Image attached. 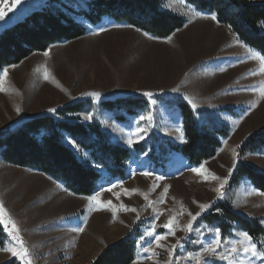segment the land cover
Returning a JSON list of instances; mask_svg holds the SVG:
<instances>
[{
	"label": "rangeland",
	"instance_id": "rangeland-1",
	"mask_svg": "<svg viewBox=\"0 0 264 264\" xmlns=\"http://www.w3.org/2000/svg\"><path fill=\"white\" fill-rule=\"evenodd\" d=\"M162 1L163 10L186 19L185 26L166 39L109 18L92 25L75 15V19L87 28L83 37L52 45L45 51L49 53L47 56L45 52H37L18 65L4 68L8 70V76L5 91L0 92V135L37 117L61 119L58 111L84 102L81 113L69 114L66 119L98 126L111 143L134 152L123 165V177H114L106 168L92 162L101 179L90 195L77 194L60 180L12 165L0 157V203L19 228L32 264H92L105 249L129 238L136 241L137 255L133 264H167L169 250L177 241L180 246L175 248L172 259L176 264H195L188 255L200 253L201 241L210 242L215 230L219 229L202 222V218L220 203H226L240 215L258 219L264 227V192L247 178L237 188L230 187L241 163L264 173V149L241 150L251 137L264 132V97L259 92L264 87V72L261 71L264 64L251 57L248 50L252 48L228 27L218 19H211L212 13L200 11L185 0ZM47 2L21 0L8 11L14 0H4L7 14L5 20L0 21V34L32 12L44 8ZM258 3L264 4V0H258ZM75 8L78 9L77 3ZM194 11L199 15H194ZM101 28L107 30L99 31ZM145 92H151L153 96L146 97ZM128 98L143 99L146 105L136 115L128 116L126 121L119 120L118 112L102 106L104 102ZM189 100L196 104L195 109ZM177 102L186 103L201 124L209 122L229 127V135L222 139L216 156L200 165L189 163L175 152L159 157L161 141L168 140L180 146L185 141ZM149 114L151 122L139 119ZM86 116L91 119H85ZM138 126L146 129L144 139L129 147L128 135ZM177 128L181 131L177 132ZM69 140L65 139L66 144L81 156V150L74 148ZM138 145H146L144 154L137 153ZM233 150L239 153V158L229 176ZM152 156H158L161 161L164 159L163 164H154ZM84 157L88 159L89 154L84 153ZM201 165L208 177L206 180L191 171ZM143 172L152 175L144 176ZM212 175L221 180L228 179L223 198H218L215 191L220 180H213ZM157 176L163 179L157 180ZM113 184L118 187L101 191ZM165 187L168 192L161 201ZM98 192L101 202L111 201L116 208L123 204L137 212L119 210L114 217L107 209L90 211L89 201L84 198ZM149 201L153 202L151 207ZM202 203H211L212 207L194 222V229L199 231H181L190 220L188 213L199 212L198 205ZM173 216L177 217L178 224L175 235H169L161 242V247H156L147 232L155 224L157 234H166L168 230L163 224ZM77 227L84 231L74 232ZM2 228L0 264L11 261L21 264L10 251L4 250L13 247L15 242L3 225ZM242 231L237 227L228 235L220 231L224 241L220 251H226L230 247L228 242L238 239ZM255 242L264 248V238ZM149 245L156 253L152 258H149L151 253L143 251ZM201 259L207 260L208 264H228V261L206 253ZM255 264H260L259 259Z\"/></svg>",
	"mask_w": 264,
	"mask_h": 264
},
{
	"label": "trees",
	"instance_id": "trees-1",
	"mask_svg": "<svg viewBox=\"0 0 264 264\" xmlns=\"http://www.w3.org/2000/svg\"><path fill=\"white\" fill-rule=\"evenodd\" d=\"M185 1L200 11L215 14L219 23L228 27L240 41L264 55V4H259L258 0ZM76 3L78 9L75 8ZM75 15L92 25L109 18L161 39L170 37L186 24L185 18L163 10L162 0H48L44 8L32 12L0 34V71L20 64L34 53L45 52L54 44L83 37L87 28L75 19ZM145 105V101L139 98L102 104L103 108L118 112L120 121L136 115ZM176 105L180 110L185 141L181 146L168 140L161 141L159 157L175 152L193 165L215 157L222 139L229 135V127L209 122L201 124L186 103L177 102ZM84 106V102H78L58 111L61 119L37 117L25 121L15 130L4 132L0 135V157L12 165L60 180L81 195H90L101 179L92 162L106 168L114 177L125 176L123 165L134 156V152L111 143L98 126L66 119L69 114L81 113ZM67 138L76 142L81 156L66 144ZM263 149L264 132L251 137L241 148L250 152ZM136 150L141 155L147 147L138 145ZM84 153L89 154L88 159ZM159 157L152 156L151 161L163 164L164 159L161 161ZM245 178L264 192V173L245 163L239 165L230 187L237 188ZM202 222L216 225L224 235L237 227L247 231L255 240L264 238V227L258 219L240 215L226 203L218 204L212 213L202 218ZM3 238L0 225V245ZM136 255V241L129 238L105 249L92 264H133ZM7 264L18 263L11 261Z\"/></svg>",
	"mask_w": 264,
	"mask_h": 264
},
{
	"label": "snow or ice",
	"instance_id": "snow-or-ice-1",
	"mask_svg": "<svg viewBox=\"0 0 264 264\" xmlns=\"http://www.w3.org/2000/svg\"><path fill=\"white\" fill-rule=\"evenodd\" d=\"M21 2V0H14V3L11 5V7L8 8V11H11L13 8H15L16 5H18ZM5 3L4 0H0V21L5 20V16H6V11H5ZM194 15H199L198 13H193ZM211 19L216 20L217 17L215 14H212L210 16ZM262 24H264V22H262ZM107 29L105 28H101L99 29V31H106ZM251 54V57L253 59H258L260 60V62L262 64H264V56L259 55L257 52H255L252 49L248 50ZM49 53L45 52L44 55L47 56ZM262 72H264V68L261 69ZM255 74V73H253ZM45 79L48 78V72L47 69H45ZM8 76V70L4 69L3 70V75L0 76V92H4L5 88H4V83H5V79ZM174 91H176L174 89ZM260 96L264 97V87H261L260 90ZM93 95L99 96V93H94ZM144 96L151 98L153 96V93L151 92H145L143 93ZM189 103L192 105V107L195 109L196 108V104L189 100ZM17 112L20 111L19 108L16 109ZM50 112H55V109H49ZM85 119H91V116H86ZM140 120H147L149 122H151L152 120V116L149 114L147 116H141L139 118ZM146 131L145 128L142 127H136L134 131H131L128 135V139H127V144L129 147H131L133 145L134 142H139L142 141L144 139V135L143 133ZM177 132H180L181 130L179 128L176 129ZM181 139L183 141V134H181ZM70 144H72V146L74 148H77V144L74 140H69L68 141ZM239 158V153H237L235 150H233V166L232 168L229 169V176L232 175L233 170L236 167L237 161ZM203 166L201 165V167L199 168H192L191 171H193L194 173H196L197 175H202L204 176V179L206 180L208 177L206 175H204V172L202 171ZM144 176H150L152 175L151 172H143L141 173ZM211 178L213 180H220V184L219 187L215 189V191L218 194V198H223L224 196V186L228 183V179H220L219 177L212 175ZM157 180H161L163 179L162 176H157L156 177ZM118 187V185L113 184L111 185V187L108 188H102L101 191H111L112 188ZM154 190V188H153ZM126 194H130L128 192V190H125ZM168 192V188L165 187L164 189V193L161 196V201H163L164 197L166 196ZM118 198V197H117ZM145 200H148V197L145 196L144 197ZM84 199H87L89 201V205L90 208L89 210H103V209H107L109 211H111L113 213V216L115 217V214L117 213V211L119 210H123L125 212H137V209L135 208H128L125 207L123 204H121L119 206V208H116L112 205L111 201H108L107 203H103L100 200V193L98 192L96 195H92V196H88L85 197ZM151 201H149V206H152ZM200 211L193 214L191 212L188 213V215L190 216V220L188 221V223L182 228L180 229L181 231H184L185 233H191L193 231H199L198 229H194L193 224L194 222L197 220V218L202 215L205 211H207L208 209H210L212 207L211 203H202L198 205ZM155 211V209H153ZM217 211H219V209H216ZM139 214L137 213V216ZM160 215V213L157 214V218ZM0 225H3L5 231L8 232V235L11 237L12 241L15 242V245H18V248L14 245L11 248L8 249H4L5 251H10L12 256L17 257L20 261L21 264H32V258L31 255L29 253L28 248L26 247V245L24 244V241L22 240L21 236H20V232H19V228L16 226L15 222L11 220V218L8 216V213L6 212L3 203H0ZM10 226V227H9ZM163 227L165 229H167V233L166 234H157L156 233V225L153 224L151 226V229L147 232V236L151 237L155 246L156 247H161L162 241H165L169 235H175L176 229L178 227L177 224V217L173 216L170 217L167 222L165 224H163ZM74 232H80L82 233L84 231L83 228L81 227H77L73 229ZM239 238L234 240V241H229L228 243L230 244V247L227 248L226 251L221 252V246L224 243V241L222 240L221 237V233L219 229L215 230V235L214 238L208 242V243H203L201 241L202 244V251L196 255H192L191 253L188 255V259L195 261V264H208L207 260H202L201 258L204 256V254L206 253L208 256H216L221 260L224 261H228V264H255V261L257 259H259L260 264H264V248L262 247H258L257 243L254 240V237L252 235H250L247 231H242L239 232ZM177 246H180V241H177L176 245H173L172 248L169 250V260L167 262V264H176V262L172 259L173 253L175 251V248ZM143 251L146 253H151V256L149 258H152L156 255V253L153 251V248L151 245H149L148 247L143 248Z\"/></svg>",
	"mask_w": 264,
	"mask_h": 264
}]
</instances>
